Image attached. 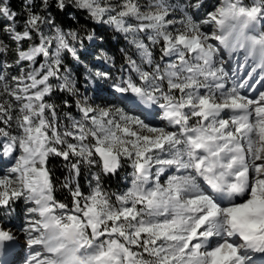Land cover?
Masks as SVG:
<instances>
[{
  "label": "snow or ice",
  "instance_id": "6c2138e0",
  "mask_svg": "<svg viewBox=\"0 0 264 264\" xmlns=\"http://www.w3.org/2000/svg\"><path fill=\"white\" fill-rule=\"evenodd\" d=\"M72 2L98 23L132 34L139 63L127 57L128 75L92 74L107 83L94 91L114 96L96 105L61 57L79 59L69 40L78 34L56 28L46 35L52 21L35 12L17 31L16 12L0 0V17L11 22L5 31L18 45L39 38L27 50L18 47L17 63L45 58L12 77L15 86L0 75V97H7L0 100V264H264V92L249 99L240 91L247 81L227 87L220 56L221 48L230 58L243 52L245 64L252 61L249 78L264 72V0H221L200 21L184 9L179 21L170 18L180 6L168 0H153L148 11L138 0ZM202 6L192 0L188 7ZM54 91L82 97L81 119L69 117L64 131L46 100ZM50 156L62 157L76 175L81 165L99 169L87 196L63 184L71 208L54 195ZM126 163L130 186L105 192L103 177ZM20 201L25 208L14 216Z\"/></svg>",
  "mask_w": 264,
  "mask_h": 264
},
{
  "label": "trees",
  "instance_id": "16d2710c",
  "mask_svg": "<svg viewBox=\"0 0 264 264\" xmlns=\"http://www.w3.org/2000/svg\"><path fill=\"white\" fill-rule=\"evenodd\" d=\"M175 1H183V0H172V2ZM219 0H213L214 5L218 4ZM110 3H112L114 6L119 5L122 3V0H109ZM153 0H138V3L142 5L143 7L148 8V5L152 3ZM170 0H168V3ZM66 7L64 9H60L57 6L56 0H48L47 7L43 6L41 3V0H33V4L29 5L27 3V0H8L7 5L8 7L16 12V18H15V25L17 31H23L25 20L28 17V14L30 12H35L40 15L47 16L51 21L52 24H56L65 31L70 32H76L79 36L78 40H75L73 42L78 43L79 40L84 39L86 36L91 34V31L93 28H98L99 23L92 18V16L89 14L87 10H83L80 8H77L75 4L72 2V0H65ZM72 15V16H71ZM132 23H135L134 20H129ZM52 26V25H51ZM51 26L45 25L44 26V32L46 35H48L49 30L52 29ZM4 22H0V63H10L14 62L18 59L17 49L18 47L20 49L27 50L29 47L38 44L39 38L34 36L32 40H24L17 44L16 41L10 39L6 32H4ZM105 39L108 43H110L109 36L105 34ZM111 48V51L115 52L117 51V48L114 46H109ZM157 54L160 55V50L157 51ZM42 56L39 58H36V64L33 65V68H36L35 66L40 62ZM122 59H119L118 62H122ZM31 63L28 61H22L20 66L21 67H28L27 65H30ZM28 68H32L31 66ZM16 66H14L9 73V77L11 74L16 71ZM59 100L61 102L66 101L68 102V106H65V104H61V106L64 109H71L72 103L70 102L71 98L69 95H67L65 92L60 93L58 92ZM66 162L61 157H55L52 156L49 157V162L47 164V167L51 170L53 183L55 185V197L57 200L67 204L68 206H72V195L69 193V191L66 190V188L63 187L64 184V178L66 176ZM84 178H81V181L83 183ZM102 183L106 188H108L109 191H113L118 186H121V180L119 178V175L111 176V177H103ZM73 187V186H71ZM20 204H17L15 207V212L13 213L14 216H20L23 213V210L25 206L21 204V202H18Z\"/></svg>",
  "mask_w": 264,
  "mask_h": 264
},
{
  "label": "rangeland",
  "instance_id": "374dc122",
  "mask_svg": "<svg viewBox=\"0 0 264 264\" xmlns=\"http://www.w3.org/2000/svg\"><path fill=\"white\" fill-rule=\"evenodd\" d=\"M5 2H7V0H5ZM201 2H202V7L201 8H194V7H192V8H190V7H188L191 3H192V0H183V1H177V2H175V1H173L172 2V0H170V4H173V5H179L180 6V8H177V10H176V12L175 13H173L172 14V16L170 17V18H172V19H175V20H177V21H179L180 19H182L183 18V11H181V9H184V10H186L187 12H188V14H190V15H192L193 16V19H195V20H197V21H200V20H203L204 18H206V16H207V13L208 12H210V9L212 8L213 9V11L215 10V8L217 7V6H219V4L221 3V0L220 1H218V4H216V5H214V4H212L213 3V0H201ZM29 5H31V3H29ZM141 6V10L142 9H145V11H148L149 9L148 8H146V7H143L142 5H140ZM105 19H107V17H105ZM0 22H4V28L6 29L7 27H8V25H9V21H7L5 18H3V17H0ZM52 27V26H51ZM98 27H101V28H104V29H106V30H109V29H112V28H115L113 25H109V24H104V23H99V25H98ZM107 27V28H106ZM177 27H179V25H177ZM96 28V27H95ZM5 29H4V32H6V34H7V36L10 38V39H12L11 38V35L7 32V31H5ZM203 29L204 30H206V31H209V32H211L212 30H213V28H212V26L211 25H204L203 26ZM115 30H116V28H115ZM118 33H119V36H120V38L123 40L122 42H123V46H124V49H120V53H119V55L117 56L119 59L121 58V57H125V58H127V57H132V59H134V60H137V62L139 63V54H138V52H137V50H136V48H135V46L132 44V43H130V41H131V39H132V34H128V35H126L125 33H123V32H120V31H118V30H116ZM52 29L51 30H49V32H48V35H51L52 33ZM145 35L146 34H139V36H138V38H141V39H143L144 37H145ZM13 40V39H12ZM97 40H98V42L97 43H103V41H102V39H100V37L98 36L97 37ZM70 43H71V41H70ZM89 44H90V46H91V42L89 41L88 42ZM71 45H73L72 43H71ZM72 47H74L75 48V46L73 45ZM95 48H96V46L95 47H92V48H90L89 49V51L88 50H86V49H84V50H81V52H83V53H85V56L84 57H82V59L80 58L79 60H78V62H80V63H84L85 64V67H84V69H82V70H84V79H86V78H88L90 75H92V74H94L96 71H101V69L100 68H98V67H93V66H91L90 65V62H89V58L91 59L92 57H94V55H98V57H100L101 56V53L100 52H98V51H96L95 50ZM76 49V48H75ZM160 50V49H159ZM76 52H78V51H76ZM155 53V52H154ZM70 54V52H68L67 53V55H69ZM104 54V53H103ZM109 56V55H108ZM107 56V57H108ZM72 58H73V56H72ZM74 59V58H73ZM18 60V59H17ZM17 60H15V61H17ZM113 61H115V59H114V57L112 56V55H110L109 56V66H112V64H113ZM108 63H106V64H108ZM14 66H16V71H14L12 74H11V76L9 77V76H6L5 75V80H6V82L10 85V86H15V81H13L12 80V77H14V76H20L21 74H22V72L23 73H27V72H29V71H31L32 70V68H33V64L31 65V67L32 68H28V67H26V66H24V67H21L18 63H15L14 62ZM146 66V65H145ZM121 70H122V68H121ZM125 72L126 71H130L129 69H128V65H126V67L123 69ZM117 70L116 69H113L112 71H111V74L112 75H114V74H116L115 72H116ZM74 72V71H73ZM127 73V72H126ZM133 74V76H135V73H132ZM117 75L118 76H120V74H118L117 73ZM72 78L73 79H75V76L73 77L72 76ZM76 80V79H75ZM77 81V80H76ZM27 82V81H26ZM52 83L55 85V83H56V81H55V79H53L52 80ZM100 83H102V86H104L105 87V84H106V82H104V81H100ZM233 86V85H232ZM232 86H229V88L230 87H232ZM0 87H2V84H0ZM58 92H62V91H54L53 92V94L50 96V97H46V98H50V100L48 101V103H50V104H53V105H55V107H56V112H57V118H58V123H59V125H60V130L61 131H64L65 130V128H68L69 126H70V124H71V120L69 119V117H72V118H74V119H76V120H79V119H81V117H79V118H77V117H75L74 115H73V113H71V112H69L68 111V109L66 110V109H64L62 106H61V104H65V102H61V100L62 99H60L59 100V95H58ZM67 95H69L70 96V98L71 99H73V102H74V104H75V102L77 101V99H81V97H74V96H71L69 93H67V92H65ZM81 93H84V91L83 90H81ZM243 94V93H242ZM243 95H245V94H243ZM7 97H0V100H3V99H6ZM110 98V97H109ZM255 97H252L251 99H254ZM92 99L90 98V101H91ZM51 101V102H50ZM107 103H109L108 102V100L106 101ZM13 103H16L15 101H13ZM65 106H66V104H65ZM102 106V105H101ZM46 115H49L50 116V113H48V112H46ZM13 134H15V131H14V129H13ZM73 142H75V141H73ZM53 158H55V157H57V156H52ZM64 160V159H63ZM65 161V160H64ZM67 164H66V178L64 179L65 180V182H66V180L68 181V182H70V185L71 186H73L74 185V183L76 184L75 185V187L78 185L79 186V188H80V191L85 195V196H87L91 191H92V188L93 187H95V180L93 179V176H94V174H95V171H99V169L97 168V167H95V166H93V167H89V166H87V165H81V171H80V174H79V176H80V178L78 179V184L76 183L77 182V180H76V178H77V176L75 177V173L74 172H71L70 171V169H69V167L67 166L68 165V162L67 161H65ZM130 167V165L129 164H125L124 165V167L118 172V174L117 175H120V179L121 180H123L124 178H126V180H125V187L123 188V190H118V193H116V194H121V193H123L124 191H126V189H127V187H129L130 186V183H131V177H129V176H123V177H121V174L125 171V169H127V168H129ZM3 174V171H0V175H2ZM83 175L85 176V178H84V180H83V183H82V181H81V177H83ZM103 180V179H102ZM101 185H102V187H103V189L105 190V192H107V193H109V194H111V192L108 190V188H106L105 189V186H104V184L102 183V181H101ZM75 187H72L73 189H75ZM119 187V186H118ZM117 187V188H118ZM66 190L67 191H69L67 188H66ZM115 190V189H114ZM70 193V192H69ZM71 194V193H70ZM113 199H114V197H113ZM21 202V204H22V206L24 205V203L22 202V201H20ZM17 204H20V203H17ZM16 204V205H17ZM16 205H14V208L16 207ZM25 206V205H24ZM70 207V206H69ZM71 208V207H70ZM21 243H23V236H21ZM26 250V249H25Z\"/></svg>",
  "mask_w": 264,
  "mask_h": 264
},
{
  "label": "built area",
  "instance_id": "2783aa9c",
  "mask_svg": "<svg viewBox=\"0 0 264 264\" xmlns=\"http://www.w3.org/2000/svg\"><path fill=\"white\" fill-rule=\"evenodd\" d=\"M8 1V0H7ZM7 3V2H6ZM27 3H31L33 4V0H27ZM142 11H145V9H142ZM72 16V15H71ZM130 22V21H129ZM11 23V22H10ZM132 23V22H130ZM56 28H59L60 27L56 24H52V34L53 35L55 33V29ZM107 28V27H106ZM61 31H63L62 29H60ZM64 32V31H63ZM70 31H65L64 33H68ZM105 34H107V36H109V39H110V43H108L105 39ZM92 36V39L89 40L88 39V36H86L84 39L82 40H79L78 43H75L73 41H71V38L69 37V40L71 41V43L75 46L76 48V52L77 53V56L79 57V59L82 57L85 56V53L81 52V50H88L92 47H95V50L100 52V53H104L106 56H110L112 55L115 59V61H113V64L112 66H109V59L107 61H105L104 59H98V55H94V57H92L91 59L89 58V62H90V65L93 66V67H98L101 69V71H112L113 69H116L117 71L115 72L116 74H114L113 76H118V74H122V69H124L127 65V58L125 57H121L120 59L123 58V61L122 62H118L119 58L117 57L120 53V49H124V46H123V40L120 38L119 36V33L115 30V28H112V29H109V30H106L104 28H101V27H98V28H93L92 31H91V34ZM100 37V39H102L103 43H97L98 40H97V37ZM91 42V46L88 42ZM146 43H148L147 40H145ZM114 46L115 48H117V51L113 52L111 51V48L109 46ZM72 45V46H73ZM55 48V45L53 44V49ZM81 49V50H80ZM160 49V45H155V46H152V51H153V56H154V59L159 62L160 61V55L157 54V51H159ZM155 52V53H154ZM68 52H62L61 53V57H62V60H63V64H64V67L65 69H69L71 70V75L74 77L75 76V79L77 80V84L78 86L80 87V91L81 90H85L86 88L89 89V91L87 93H84L86 94L89 98H91L92 100L90 102H94V104L96 105H102V106H105L107 105L108 103L106 102L108 100V102H114V96L112 94H108V93H100V94H97L94 89L100 85L102 86V83H100V81L96 80V78L94 77V75H90L88 78V80H90V82L86 83V79H84V67H85V64L82 62H78L77 59H73L72 58V54L70 53L69 55H67ZM229 54V53H228ZM117 55V56H116ZM108 56V57H109ZM220 56L224 59L225 61V64H224V68L226 65L229 64L230 67H226L225 68V71L227 72L228 74V80H227V87L229 86H232L234 84H238V81H237V78L235 77V75L233 73H231V71L233 70L231 62H227V58L225 57V52L220 50ZM38 57H41V56H38ZM15 63H17V61H14ZM13 63H7V64H4V65H0V75H6V76H9V73H10V70L11 68L15 65ZM42 63H45V58L42 57L40 62H39V65H38V68L40 66V64ZM108 63V64H106ZM19 64V63H18ZM145 68H147V66H144ZM74 71V72H73ZM127 72V73H126ZM123 71V74L124 75H128L129 74V71ZM132 74V73H131ZM133 75V74H132ZM233 75V76H232ZM264 77V75H263ZM107 86V83L105 84V87ZM257 88L252 91V92H249V91H243V89H241V93L245 94L249 99H251L252 97H255L254 99H258L259 98V94L261 92H264V79L261 80V82L257 83ZM63 93V92H61ZM110 97V98H109ZM82 98V97H81ZM47 102L50 100V98H46ZM66 101V99L64 100V102ZM51 102V101H50ZM70 102L72 103V107L71 109H68L69 112L73 113V115L77 118L81 117V114L79 112V110L77 109L76 107V102L74 104L73 102V99L70 100ZM66 106H68V103L66 104ZM62 158V157H61ZM72 159H75L74 157ZM131 167L125 169V171L121 174V177H123L124 175L126 176H129L131 177ZM98 173V171H95V174ZM171 174V171L169 172H166L165 175H163L161 177V180H165L167 175ZM77 176L76 180H77V184H78V179L80 178L79 175H75V177ZM106 177V176H105ZM120 177V175H119ZM66 178V176H65ZM64 178V179H65ZM82 178V177H81ZM83 178H85V176L83 175ZM121 180V179H120ZM125 180L126 178H124L123 180H121V186H119L118 188H116L115 190L113 191H110L111 194H116L118 193V190H123V188L125 187ZM64 183H65V180H64ZM75 183L73 185V187H75ZM106 189V187H105Z\"/></svg>",
  "mask_w": 264,
  "mask_h": 264
},
{
  "label": "bare ground",
  "instance_id": "6f19581e",
  "mask_svg": "<svg viewBox=\"0 0 264 264\" xmlns=\"http://www.w3.org/2000/svg\"><path fill=\"white\" fill-rule=\"evenodd\" d=\"M233 70L231 73L235 75L237 78L238 83H242L244 81H247L245 84V87L242 88L243 91H249L252 92L254 91L257 87V83L261 82L262 77L264 75V72H260L259 69H257L256 72L252 73L251 78H249L248 73L251 71V66H252V61L249 60L247 64L244 62V55L243 52L237 53V54H232L231 58L229 57V54H227ZM241 65H244V67H241ZM230 67L229 64L225 66ZM233 76V75H232ZM252 90V91H251ZM172 171L168 170L167 172Z\"/></svg>",
  "mask_w": 264,
  "mask_h": 264
}]
</instances>
